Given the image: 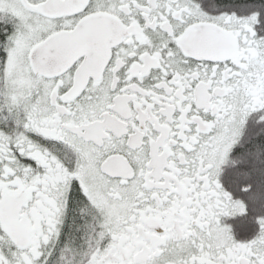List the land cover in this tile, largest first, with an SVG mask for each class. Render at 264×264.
<instances>
[{
	"label": "snow or ice",
	"instance_id": "1",
	"mask_svg": "<svg viewBox=\"0 0 264 264\" xmlns=\"http://www.w3.org/2000/svg\"><path fill=\"white\" fill-rule=\"evenodd\" d=\"M0 264H264V0H0Z\"/></svg>",
	"mask_w": 264,
	"mask_h": 264
}]
</instances>
